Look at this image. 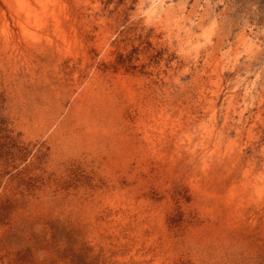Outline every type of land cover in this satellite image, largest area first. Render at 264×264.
I'll list each match as a JSON object with an SVG mask.
<instances>
[{"label":"rangeland","instance_id":"obj_1","mask_svg":"<svg viewBox=\"0 0 264 264\" xmlns=\"http://www.w3.org/2000/svg\"><path fill=\"white\" fill-rule=\"evenodd\" d=\"M0 264H264V0H0Z\"/></svg>","mask_w":264,"mask_h":264}]
</instances>
